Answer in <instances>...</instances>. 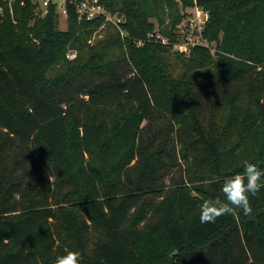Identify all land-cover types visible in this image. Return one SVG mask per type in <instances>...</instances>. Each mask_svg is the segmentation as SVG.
Returning a JSON list of instances; mask_svg holds the SVG:
<instances>
[{
    "label": "trees",
    "instance_id": "trees-1",
    "mask_svg": "<svg viewBox=\"0 0 264 264\" xmlns=\"http://www.w3.org/2000/svg\"><path fill=\"white\" fill-rule=\"evenodd\" d=\"M70 1L65 31L53 5L0 16V264H264V187L247 215L198 211L264 169V0H100L119 27ZM192 7L209 47L186 54Z\"/></svg>",
    "mask_w": 264,
    "mask_h": 264
},
{
    "label": "built area",
    "instance_id": "built-area-1",
    "mask_svg": "<svg viewBox=\"0 0 264 264\" xmlns=\"http://www.w3.org/2000/svg\"><path fill=\"white\" fill-rule=\"evenodd\" d=\"M38 7V11L42 12V16L48 13L51 5L56 6L61 17L67 18V4L68 0H30ZM17 0H0V16H5V8L8 7L10 15L14 16V4ZM77 10L80 19L87 21L93 20L99 16H103L107 23H111L119 27L123 20L109 14L105 8L100 4V0H72L69 2ZM184 18L178 25V34L180 42L174 45L175 50L181 53H190L191 49L196 46L209 47L208 42L203 37L205 27L209 21V13L200 7H192L189 14H183ZM124 36L125 33L121 32ZM163 44H167L166 38H161ZM143 43H139L141 46Z\"/></svg>",
    "mask_w": 264,
    "mask_h": 264
},
{
    "label": "clouds",
    "instance_id": "clouds-1",
    "mask_svg": "<svg viewBox=\"0 0 264 264\" xmlns=\"http://www.w3.org/2000/svg\"><path fill=\"white\" fill-rule=\"evenodd\" d=\"M264 169L255 164L244 162L243 174L228 177L222 185L226 202L204 200L198 206L201 223H214L221 215L232 214L234 210H242L244 214L251 213L250 196H255L264 185ZM79 253L68 252L58 256L55 264H78Z\"/></svg>",
    "mask_w": 264,
    "mask_h": 264
},
{
    "label": "rangeland",
    "instance_id": "rangeland-1",
    "mask_svg": "<svg viewBox=\"0 0 264 264\" xmlns=\"http://www.w3.org/2000/svg\"><path fill=\"white\" fill-rule=\"evenodd\" d=\"M174 1H175V3H177L179 5V7L182 8L181 0H174ZM181 8H180V10H181L182 16L184 18V15L183 14H189V12L191 11V8H187V9H181ZM61 19L62 20L60 22V29L63 30V31H65L66 30V21H65V18H63V17H61ZM108 27H102L93 36V38L89 41V45L94 46L97 43H99L100 41L105 40V38L108 37V35L113 32V30L112 29H108ZM76 57H77V51H69V53L67 54V57L66 58H67L68 61H72Z\"/></svg>",
    "mask_w": 264,
    "mask_h": 264
}]
</instances>
